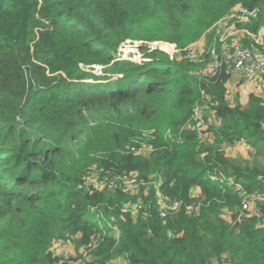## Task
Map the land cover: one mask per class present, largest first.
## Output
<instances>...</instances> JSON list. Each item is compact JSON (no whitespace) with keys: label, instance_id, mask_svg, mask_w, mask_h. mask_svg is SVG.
Segmentation results:
<instances>
[{"label":"trees","instance_id":"1","mask_svg":"<svg viewBox=\"0 0 264 264\" xmlns=\"http://www.w3.org/2000/svg\"><path fill=\"white\" fill-rule=\"evenodd\" d=\"M235 6L258 10L247 26L257 33L264 0H0V264H71L49 248L73 234L85 247L96 240L85 264L120 255L128 264H264V222L237 218L233 191L264 197L263 170L230 162L187 128L208 96L221 123L208 128L215 145L264 148V100L228 103L226 63L200 76L203 62L185 55ZM129 41L140 43V61L120 56ZM158 41L181 58L150 45ZM89 156L109 179L155 176L179 209L162 219L151 189L135 219L123 215L120 184L84 182Z\"/></svg>","mask_w":264,"mask_h":264},{"label":"rangeland","instance_id":"2","mask_svg":"<svg viewBox=\"0 0 264 264\" xmlns=\"http://www.w3.org/2000/svg\"><path fill=\"white\" fill-rule=\"evenodd\" d=\"M241 10L242 9L239 6H235L230 9L224 17H222L217 23L212 25L204 33V35L200 38V41H203L201 45L192 44L188 47V49H192L195 52H203L205 54L209 52L211 47H214L219 52H224L234 45H243L244 41H247L252 44L257 52H263L262 46L259 44V33L260 30L262 31V28L264 29V25L258 30L257 33L251 32L247 27L252 23L251 19H257L258 13L255 17H251L245 15ZM139 44L140 43L138 42L133 44H131L130 41L129 43L127 42L125 46H123L124 48L121 49L120 56L129 57L131 55L132 60L140 61L141 57L136 51V47ZM150 45L159 47L163 50L165 49L171 54L172 59L181 58L179 51L176 49L174 44L158 41L153 42ZM198 46L201 47L198 48ZM212 61L213 56L210 54H208L205 59L197 61L203 62L202 69L199 72L200 76H209L210 74H212L214 69ZM227 69L231 73V77L226 83V100L228 103H239L241 106H245L248 102L250 93H253L255 96H259L264 100V86L253 84L245 85V77L242 74L234 71L230 66H228ZM195 110L197 112V115L204 118V124L199 129L194 128L195 116H193L187 124V128L194 129L199 133L200 137L198 138V140L202 144V146H213L217 149L218 153H223L224 157L230 162L243 167L258 166L263 170L264 173L263 147H254L252 144H249L244 140H240L232 145L214 144L211 135L208 133V128H210L211 126L219 127L221 123L215 115L214 103L211 101L210 97H203L201 102L196 106ZM149 150L150 148L148 147V145L143 143L138 151L146 155ZM89 158L90 156L88 157V160L86 161V164L82 169L84 173L83 178L86 185L98 188L108 186V189H114V187L111 188L109 186L111 180L105 176L100 175V171L97 169L95 164L90 163ZM262 176L264 178V174H262ZM117 181H119V183ZM119 184L122 192H124L128 196V201L122 203L120 212L123 215L130 214L135 219L138 215L139 209L141 208V192L143 193V196H148L151 189H155V191L157 192L158 180L155 176H151L150 183L146 184L145 182L138 180L136 175L133 174L130 176L122 177L120 179H116V182L112 186H118ZM240 187L241 185L239 184L233 187V191H235V193L240 198V205L235 208L236 210L241 211L237 218L239 216H247L257 212L258 217L261 220L260 222H264V212L261 210V205L264 202L263 195L258 192H246L242 190L243 188ZM156 192L155 198L157 200L158 196L156 195ZM191 193L198 196L199 188L194 187ZM245 203L250 207L249 210L243 208V204ZM157 204L158 212L160 213V207L162 209L163 206L159 203V201L157 202ZM171 212V210H167L165 216H163L161 213L159 214V216L164 219L167 218L168 215L171 216ZM223 217L230 222L233 220L234 214L230 211H225ZM100 221L103 224V220L100 219ZM260 228H264V224H262ZM108 230H110V234L120 236L119 230L116 226L108 225ZM78 238L79 236L75 234L68 235L65 238H55L51 241L49 249L54 254L71 258L73 262L80 258L83 260H90L95 250L94 243L96 242V240H94L93 246L89 248L79 244ZM107 264L128 263L125 257L123 255H120Z\"/></svg>","mask_w":264,"mask_h":264},{"label":"built area","instance_id":"3","mask_svg":"<svg viewBox=\"0 0 264 264\" xmlns=\"http://www.w3.org/2000/svg\"><path fill=\"white\" fill-rule=\"evenodd\" d=\"M241 11H243V13L247 16L255 17L257 15L258 10L242 9ZM259 44L262 46L263 52H257L252 45L238 44L232 46L230 49L224 52H219L214 47H211L209 52L205 54L203 52H195L194 50L187 48L185 55L191 61L197 62V61H201V59H205V57L208 54H210L213 56L212 64L214 69L220 66L221 63H226L227 66H230L234 71L242 74L247 80L255 82L260 86H264V29L263 28L262 31L260 30L259 33ZM168 54L172 59L171 54L169 52ZM193 116H195L194 128L196 129L201 128L204 124V118L197 115L196 110H194ZM263 126H264V122H263ZM110 180L111 182L109 186L111 188L115 187V185L114 186L112 185L116 182V179H110ZM156 195L158 196L157 202L159 201V203L163 206L162 209L160 207V213L163 216L166 215L167 210H171L172 212H175L179 209L180 202L169 200L168 198L162 196L159 191L156 192ZM243 208L247 210L250 209V207L246 203L243 204ZM253 214H258V213L256 212ZM71 264H85V262L83 261V259L80 258L75 262H73L72 260Z\"/></svg>","mask_w":264,"mask_h":264},{"label":"crops","instance_id":"4","mask_svg":"<svg viewBox=\"0 0 264 264\" xmlns=\"http://www.w3.org/2000/svg\"><path fill=\"white\" fill-rule=\"evenodd\" d=\"M203 43V41H200V39L199 40H197L196 42H194L193 44H196V45H201ZM192 45V44H191ZM201 46H198V48H200ZM245 80V85L247 84H253V85H258L257 83H255V82H252V81H249V80H247L246 78L244 79ZM260 86V85H259ZM199 193H200V190H199Z\"/></svg>","mask_w":264,"mask_h":264}]
</instances>
